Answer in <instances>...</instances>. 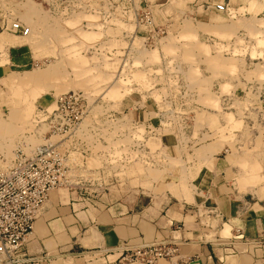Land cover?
Masks as SVG:
<instances>
[{"label":"rangeland","instance_id":"obj_1","mask_svg":"<svg viewBox=\"0 0 264 264\" xmlns=\"http://www.w3.org/2000/svg\"><path fill=\"white\" fill-rule=\"evenodd\" d=\"M0 1V33L23 40L25 36L15 33L11 24L18 19L26 23L31 32L26 36L29 43L23 46L35 58L34 65L11 71L4 68L9 49L0 50L2 151L10 153L19 143L35 139L27 130L35 114H42L60 95L84 91L92 101L98 99L94 105H99L90 116L94 120L86 119L93 136H87L90 131L83 124L89 147L76 145L89 151L85 156L79 149L75 157L82 166L78 171L101 183V196L113 191L149 197L161 177L178 166L183 169L180 187L186 190L191 179L189 168L185 169L189 163L196 162L197 170L213 168V160L224 162V157L234 177L231 187L237 189L240 181L247 187L244 193L264 194V0H226V13L214 5L221 0H213L208 6L220 13L214 25L181 10L174 21L161 27L162 37L146 45L148 50L141 45L146 37L136 36L134 50L138 48L145 62L128 65L120 76L115 75L116 63L105 61L108 71L104 72L80 57L101 36L96 24L83 28L86 31L77 30L85 20H99L95 7L78 13L79 7H49L46 3L52 0ZM32 4L39 14L25 11ZM148 8L154 16V8ZM105 13L103 18L109 21L112 15ZM130 15L137 26H147L138 24L133 11ZM164 57L170 72L158 69ZM28 70L39 78L28 84L9 83L13 71L25 76L22 72ZM133 82L143 88L134 89ZM154 117H161L160 127L154 126ZM164 131L181 137L178 156L162 144ZM167 187L179 192L173 182Z\"/></svg>","mask_w":264,"mask_h":264},{"label":"crops","instance_id":"obj_2","mask_svg":"<svg viewBox=\"0 0 264 264\" xmlns=\"http://www.w3.org/2000/svg\"><path fill=\"white\" fill-rule=\"evenodd\" d=\"M212 1L63 0L53 7H79L78 13L86 7H95L99 20L96 23L85 20L77 30L86 31L83 28L89 29L96 24V32L101 36L97 43L84 48L80 57H86V64L104 72L108 71L104 68L105 61L116 63L115 75L120 76L128 65L145 62L138 48L134 50L133 43L136 36L148 37L151 32L148 25L139 27L132 20L133 3L141 6L138 10L152 6L156 27L163 28L170 20L174 21L181 10L196 14L204 24H217L220 13L207 5ZM109 4L114 7L111 19L106 21L103 12L109 9ZM80 38L81 33L79 41ZM141 45L150 47L145 40H141ZM165 57L158 69L170 72ZM7 59L4 68L11 71L35 63L32 51L23 45L10 47ZM136 83L130 86L142 87ZM160 119H152L154 126H161ZM161 138L162 144L172 148L178 156L181 137L164 131ZM213 162V168L202 166L197 170L194 161L186 166L191 175L186 190L180 187L183 169L178 166L153 186L152 197L135 198L109 191L106 196L92 198L82 196L80 190L53 191L26 244L25 257L37 260L28 264H115L118 255L111 251L113 248L125 244L139 246L154 239L172 237L205 241L198 247L184 248L185 252L202 255L189 264H264V194L244 193L247 187L240 181L234 189L231 187L234 177L226 157L224 162L218 158ZM171 182L179 192L167 187ZM159 264L173 263L162 260Z\"/></svg>","mask_w":264,"mask_h":264},{"label":"built area","instance_id":"obj_3","mask_svg":"<svg viewBox=\"0 0 264 264\" xmlns=\"http://www.w3.org/2000/svg\"><path fill=\"white\" fill-rule=\"evenodd\" d=\"M59 1L63 0H52L46 4L53 7ZM214 5L217 11L225 13L229 3L222 0ZM107 7L109 9L105 16L109 17L114 4ZM136 7L141 6L133 3L131 11L135 13L134 18L138 24L154 26L145 39L146 43H155L162 37L160 34L164 29L154 25V16L148 7L142 10ZM11 29L21 35H27L30 31L21 21L14 22ZM98 101H92L84 91L64 93L50 104L55 105L51 110L48 106L42 110V114H35L36 126H41L43 117V122L48 124L49 128L42 134L46 143L34 146L25 140L10 153L0 149V264H28L37 261L34 258L27 259L24 252L36 221L42 215L44 205L53 191L80 190L82 196L92 198L102 195L103 186L100 182L90 177L87 179L85 174L72 166L71 153V150L80 149L85 155L89 151L86 147L77 148L76 145L88 146L86 138L93 136L94 131L89 124L94 117L90 116L94 107L99 105H94ZM83 123L91 134L84 137L86 141L82 140L83 135L80 133ZM94 139L99 140L96 136ZM103 168L96 167L93 171ZM203 243V239L159 238L139 246L121 245L111 251L118 255L115 264H159L162 260H169L173 264H189L202 255L199 252H185L184 248L192 249Z\"/></svg>","mask_w":264,"mask_h":264},{"label":"bare ground","instance_id":"obj_4","mask_svg":"<svg viewBox=\"0 0 264 264\" xmlns=\"http://www.w3.org/2000/svg\"><path fill=\"white\" fill-rule=\"evenodd\" d=\"M48 1V0H47ZM7 2V1H6ZM0 3H1V1H0ZM2 4V3H1ZM3 7V6H2ZM217 9V8H216ZM25 11H27L28 13H31V14H35L36 12V14H39L38 13V9H36V7H35V5L34 4H32L31 6H29V7H27V9L25 10ZM228 11V10H227ZM226 11V12H227ZM26 12V13H27ZM225 12V13H226ZM27 16H29V15H27ZM37 16V15H36ZM30 17V16H29ZM17 21H21V20H16V21H14V22H17ZM13 22V23H14ZM22 22V21H21ZM12 23V24H13ZM25 26H27V27H29V29H30V31H29V33L27 34V35H21V34H19V35H21V36H25V38L23 39V40H20L19 38L18 39H14L13 37H9V36H7L6 34H4V33H0V50H5V49H9L10 47H12V46H22V45H24V44H26V43H29V41H28V39L26 38V36L28 37V35L30 34V32H31V28H30V26H28L26 23H24V22H22ZM11 24V25H12ZM191 29V28H190ZM187 30H189L188 28H187ZM15 32V31H14ZM186 32V31H185ZM189 32V31H188ZM16 33V32H15ZM18 34V33H17ZM81 64V63H80ZM213 64V63H212ZM83 65V64H82ZM81 65V66H82ZM80 65H79V67H81ZM78 67V66H77ZM17 73H18V71H13L12 72V75H11V77L9 78V83H11V85H18V84H28L29 82L31 83V81H34V80H37V78H39L38 77V75L37 76H35V75H32V74H30V71L28 70V71H23L22 73L25 75V76H17ZM33 73V72H32ZM86 74V73H85ZM14 75V76H13ZM39 76H42V75H39ZM84 76V75H83ZM42 91V90H41ZM37 94V93H36ZM39 94V93H38ZM37 94V95H38ZM37 95H34V96H37ZM40 96V95H39ZM34 98V97H33ZM35 99V98H34ZM34 101V100H33ZM55 105L53 104V105H49V110H51L53 107H54ZM34 119H35V117H34ZM33 119V121H32V123L30 124V126H29V128L27 129L28 130V132H32L34 135H35V139H33V140H27V141H29L30 143H33V145L35 146V145H41V144H44V143H46L47 142V140H45L44 138H43V133L49 128L47 125L48 124H45V122H43V121H45V118L43 117V119L40 121L42 124H41V126L39 127V126H36V124L34 123L36 120H34ZM86 121V120H85ZM2 124V123H1ZM84 124V123H83ZM5 126V125H4ZM4 126L0 129V130H2L3 128H4ZM85 127H86V125H85ZM82 128H83V125H82ZM8 129V128H7ZM97 129V128H96ZM12 131V130H11ZM88 131V130H87ZM86 131V132H87ZM8 133V132H7ZM80 133H81V135H83V133H82V129H80ZM90 135V134H89ZM84 137V136H83ZM83 137H82V140H83ZM87 139V138H86ZM3 143V142H2ZM79 149H77V150H71V153H72V155H73V161H72V166H74L76 169H80L82 166H81V164H78L77 165V161H76V157H75V155H76V151H78ZM96 155V154H95ZM252 171V170H251ZM252 175V174H251ZM252 177V176H251ZM245 184H246V181H245Z\"/></svg>","mask_w":264,"mask_h":264}]
</instances>
